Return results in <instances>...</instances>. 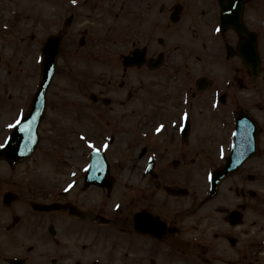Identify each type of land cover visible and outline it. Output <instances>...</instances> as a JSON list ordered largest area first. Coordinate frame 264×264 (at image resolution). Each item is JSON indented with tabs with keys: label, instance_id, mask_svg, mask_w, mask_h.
<instances>
[{
	"label": "flooded vegetation",
	"instance_id": "1",
	"mask_svg": "<svg viewBox=\"0 0 264 264\" xmlns=\"http://www.w3.org/2000/svg\"><path fill=\"white\" fill-rule=\"evenodd\" d=\"M116 2L82 0L80 13L85 8L103 31L97 46L104 65L84 85L98 90L102 100L108 98V104L101 106L105 113H99L100 121L115 126L128 119L125 164L116 175L112 167L120 155L108 158L114 179L107 193L93 185L84 189L82 175L70 179L72 185L60 187L56 177L44 180L24 169L23 161L10 167L0 160V264H248L256 246L248 239L230 245L243 222L231 225L227 217L233 208L246 212L253 197L250 208L262 216L263 203L250 183L261 167L264 170V0L235 5L232 0H131L124 28L130 30L131 48L144 51L145 62L130 68L120 66L111 51L120 45ZM232 12L255 36L256 69L249 66L253 61L247 35L221 25L220 19ZM20 40L23 49L35 35ZM180 49L187 57L168 63L169 53ZM31 56L23 49L21 60L28 66ZM158 57L159 64L152 66ZM51 92L61 107L63 91ZM239 113L256 123L257 154L222 179L214 196L207 198L209 176L229 155ZM159 124L163 127L155 132ZM149 158L154 162L144 172ZM119 174L126 180L125 192L120 190ZM234 176L235 186L226 188L240 202L231 209L218 207L221 215L210 216L213 220L203 222L201 215L187 220L214 201L223 192V183ZM7 191L15 196L4 201ZM108 199L121 206L111 233L104 232L116 216L106 210ZM31 202L53 207L35 210ZM99 216L109 222L104 224ZM239 243V251L230 253ZM233 254L240 263L233 261Z\"/></svg>",
	"mask_w": 264,
	"mask_h": 264
},
{
	"label": "rangeland",
	"instance_id": "2",
	"mask_svg": "<svg viewBox=\"0 0 264 264\" xmlns=\"http://www.w3.org/2000/svg\"><path fill=\"white\" fill-rule=\"evenodd\" d=\"M71 1L72 0H37V4H39V6H37L35 4L30 5V10L28 11V13H30L32 15L36 11V8L39 7V14L37 16L39 18V20H38L39 26L37 28H35V30L37 32L40 31L39 34L41 37H43L46 33L56 32V28L58 27V25L59 24L62 25L64 17L66 15H68V9L69 8H70V10L73 9V10H71V12L76 13L77 17H76V19H74V23H72L71 28L68 29V31H69L68 36L73 37L74 39H77L78 34L76 33L77 32L76 29L79 27H83L86 24L91 25V27L96 29V25L94 23H88L90 21V19L87 17V12L82 10L80 13V10L82 9V7H78V5L73 6L74 4L71 3ZM126 1H127V5H128V0H126ZM78 4H80V3H78ZM13 5H15V3L11 4L10 6H13ZM26 21H28V20H24L21 22H26ZM29 27H30L29 24H27V22H26V23L20 24V26L17 29H16V27H14L11 31L6 32L4 34H0V43L3 44L2 49L0 46V49H1L0 54L2 55L3 62L8 61L7 59H9L10 61H17L18 60L23 49L19 48L18 52L14 51L13 53H11V51L14 48L13 41L15 42V44L17 46L16 37L20 36L19 34L24 32ZM33 30H34V28H33ZM96 37L98 38L97 32L94 35V38H96ZM36 41H38V40L36 39ZM94 48L95 47L92 44L89 47H86L84 49H80L78 51L79 55H83V57L89 58V56L84 55L83 52H85L86 50L88 52H90ZM128 48L129 47H127V49ZM69 51H70V49H65L64 56H70ZM123 51L125 52L126 49H124ZM34 57H36L35 51H34V53H32L31 60H30V64L32 66L34 63L33 62ZM37 64L38 63L35 62L34 66H33L35 73L38 71V68H39L37 66ZM65 67H66V65L64 63H60V65L58 67V72H57V75L55 78V84L52 86V88H58L59 85H61L63 83L62 77L65 73ZM94 68L95 67H89V70L94 69ZM4 74H5L4 68L2 66H0V90H3L4 94H7V87L2 83V81H4L7 78L6 77L7 74L6 75H4ZM2 75H3V80H2ZM33 75H34V72H32L31 76H33ZM32 78L33 77H31V81L29 83L30 85L34 81V78L33 79ZM9 81H10V84L12 86H14V84L12 83V77L11 78L9 77ZM15 87H16V83H15ZM21 94L22 93H19L18 99L20 98ZM0 108L2 109V113H0V140H1V138L4 134V130H5L4 124L11 121L17 115L18 111H16V109H14V110L7 109L4 106V103H1V102H0ZM73 121L76 122V118ZM107 132H108V129L105 126H103L100 129V133L98 135H96L95 137L98 138L100 135H104ZM42 143H43V141H42ZM114 148H118V147H114ZM80 151H81V146L79 144H76L74 147V150H73V148H71V157L72 156L75 157ZM66 152H68V153L70 152L69 147H67ZM255 164L256 163H254V165ZM28 165H29V161H25L23 163L24 169ZM0 170H3L2 166L0 167ZM257 173H258V177H259L258 181L251 182L250 185H252V188L254 187V189H256V192L259 193L258 194L259 196H261V195L264 196V170L262 169V167L259 171H257ZM236 181H237V178L235 176L228 178L223 183V188H222L223 192L218 194L216 199L214 201H211V203H209L204 209H201L200 211H198V213L196 215L188 218L187 220L190 221L193 219H198V216L201 215V220L203 222H206L207 219L210 220V218H211L210 216H212V215H215V214L218 216L221 215V213H218V211H217L218 207L231 209L236 203L240 202V199L235 197L234 193L230 192L226 188L228 184L235 186ZM252 202H253V200L249 198L248 203L251 204ZM260 209H261L262 216H259V217H257L256 210L253 208L249 207L246 210V212L243 211L244 212V221L233 232V235L237 238V240L239 239V240H241V242L244 241V239L257 241L262 236H264V205L262 207H260ZM205 219H206V221H205ZM217 223H221V221L218 220ZM221 225H222V223H221ZM247 233H248V235H247ZM240 245L241 244L239 243L235 249L230 250L229 252L230 253H236L237 251H239ZM262 257H264V254H262ZM262 260H264V258H262ZM240 262H241V260L239 261V263ZM261 264H264V262H261Z\"/></svg>",
	"mask_w": 264,
	"mask_h": 264
},
{
	"label": "water",
	"instance_id": "3",
	"mask_svg": "<svg viewBox=\"0 0 264 264\" xmlns=\"http://www.w3.org/2000/svg\"><path fill=\"white\" fill-rule=\"evenodd\" d=\"M68 21V20H67ZM58 43H59V36H52L49 38L48 43L46 44L45 48H44V52H45V56L47 58H51L52 56L54 57L57 53V49H58ZM48 53H51L50 55H48ZM46 59H43V64H45ZM50 61V60H49ZM49 77V73L46 72V74H44V79L40 84V89L38 91V93L41 91L44 92V86L46 85V82L48 80ZM36 97H38V94L36 95ZM42 97V95H41ZM42 101V100H41ZM26 120V119H24ZM37 121H34V123H36ZM30 126L27 125H21V123H19L17 126H15V130L19 131L21 134H17L15 133V130L13 131V135L10 138L8 147L6 149H3V152H5L6 154H8L9 152V156L11 157L9 158V161L12 163L15 161V159L13 160V154H20L21 156H23L24 154H28V152L30 151V146L31 149L32 147V142H33V137L31 136V128L28 129ZM241 127L239 125V129H238V135H236V138H240L239 137V131H240ZM24 155V156H25ZM17 159V158H16ZM227 171L225 170H221L220 172L215 173V181L219 180L220 178H222ZM214 181V180H213ZM230 222L231 223H238L241 219V215L238 212H233L230 216Z\"/></svg>",
	"mask_w": 264,
	"mask_h": 264
},
{
	"label": "snow or ice",
	"instance_id": "4",
	"mask_svg": "<svg viewBox=\"0 0 264 264\" xmlns=\"http://www.w3.org/2000/svg\"><path fill=\"white\" fill-rule=\"evenodd\" d=\"M73 3H75V0H73ZM217 31H219V29H217ZM20 123V121H17V125ZM10 127H12V125H9ZM4 147V144H0V148Z\"/></svg>",
	"mask_w": 264,
	"mask_h": 264
}]
</instances>
